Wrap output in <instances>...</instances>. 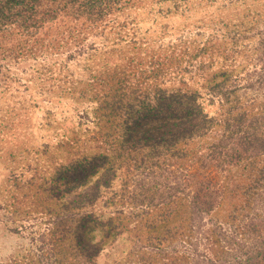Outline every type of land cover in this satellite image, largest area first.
I'll list each match as a JSON object with an SVG mask.
<instances>
[{
  "label": "trees",
  "instance_id": "16d2710c",
  "mask_svg": "<svg viewBox=\"0 0 264 264\" xmlns=\"http://www.w3.org/2000/svg\"><path fill=\"white\" fill-rule=\"evenodd\" d=\"M129 1L0 0V33L60 23L71 38L65 45L78 46L80 38L117 23ZM251 37L256 42L243 49L255 54L246 58L251 67L237 68L221 46L203 49L211 61L224 59L206 86L220 98L218 115L205 109L197 90L148 88L145 80L132 83L125 76L106 81L104 113L92 136L101 144L43 186L59 207L42 198L56 213L51 239L36 253L2 264H98L108 240L125 233L144 245L140 264L169 254V264H264V22ZM178 55L152 57L150 72L142 75L179 70L187 59ZM199 141L208 143L194 148ZM229 196L240 202L225 226L213 219ZM100 205L110 214L98 213ZM94 227L101 237L93 236ZM194 235L189 245L171 247Z\"/></svg>",
  "mask_w": 264,
  "mask_h": 264
},
{
  "label": "rangeland",
  "instance_id": "374dc122",
  "mask_svg": "<svg viewBox=\"0 0 264 264\" xmlns=\"http://www.w3.org/2000/svg\"><path fill=\"white\" fill-rule=\"evenodd\" d=\"M263 22L264 0H131L117 23L80 38L78 46L65 45L71 38L60 23L0 33V264L36 253L51 239L56 213L48 212L42 200L47 194L43 186L52 184L61 167L101 144L92 136L104 113L106 81L113 84L115 77L125 76L132 83L145 80L148 88L197 90L205 109L218 115L220 98L206 86L208 74L224 59L216 55L211 61L203 49L221 46L236 59L226 64L248 66L255 54H243L244 44L256 42L251 36ZM174 54L187 59L179 70L173 67L160 78L142 75L150 72L152 57ZM255 96L262 99L259 92ZM207 143L196 142L194 148ZM46 199L58 210L56 201ZM239 202L229 196L213 221L227 226ZM97 207L105 215L112 210ZM93 229V236L101 237V228ZM196 238L174 240L171 247ZM111 239L98 264L141 263L142 243L127 233ZM169 257L154 258L152 264H169Z\"/></svg>",
  "mask_w": 264,
  "mask_h": 264
}]
</instances>
